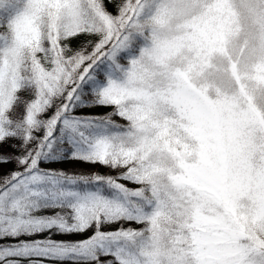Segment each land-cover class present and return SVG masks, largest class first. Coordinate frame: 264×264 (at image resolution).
<instances>
[{"label":"snow or ice","instance_id":"6c2138e0","mask_svg":"<svg viewBox=\"0 0 264 264\" xmlns=\"http://www.w3.org/2000/svg\"><path fill=\"white\" fill-rule=\"evenodd\" d=\"M24 83L0 264H264V0H0V141Z\"/></svg>","mask_w":264,"mask_h":264},{"label":"trees","instance_id":"16d2710c","mask_svg":"<svg viewBox=\"0 0 264 264\" xmlns=\"http://www.w3.org/2000/svg\"><path fill=\"white\" fill-rule=\"evenodd\" d=\"M109 10L114 11L109 5ZM118 59L121 63L127 64L128 53L122 52ZM99 75H103V69L100 70ZM91 85H85V92L90 93ZM38 89L35 84L24 83L23 86L17 90L16 92V100L13 102L11 108L7 110L5 113L8 121L10 123L6 124L5 127L9 128V130H15L14 135L7 136L3 141H0V156L8 157L7 164L0 165V169L4 172H9L16 168L17 160L15 159L18 155H23L26 148L32 147V144H25V136H24V127H25V118L27 115L28 105L36 99ZM85 112H94V113H104L107 112L106 108H88L84 109ZM52 113L49 112L45 114V116H49ZM47 118V117H45ZM35 135H42L43 129L40 132L34 133ZM34 143V142H33ZM44 167L54 168V169H65L68 171H83L86 173L90 172H100L106 173L108 169L101 167L99 165L93 167L89 164H74L71 162L64 163H50L44 164ZM58 239H66L69 237H57ZM72 239H79L82 237H71Z\"/></svg>","mask_w":264,"mask_h":264},{"label":"clouds","instance_id":"9594fccd","mask_svg":"<svg viewBox=\"0 0 264 264\" xmlns=\"http://www.w3.org/2000/svg\"><path fill=\"white\" fill-rule=\"evenodd\" d=\"M6 119L8 120V118L6 117ZM10 130H9V128H7V127H5V132L7 133V132H9ZM15 130H11L10 132H14ZM27 135V133H25L24 132V136H26Z\"/></svg>","mask_w":264,"mask_h":264}]
</instances>
